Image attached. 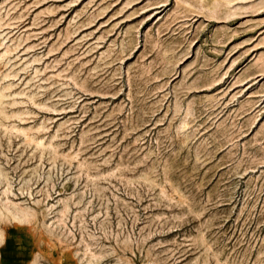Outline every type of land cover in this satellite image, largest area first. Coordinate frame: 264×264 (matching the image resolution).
Listing matches in <instances>:
<instances>
[{"label":"rangeland","instance_id":"obj_1","mask_svg":"<svg viewBox=\"0 0 264 264\" xmlns=\"http://www.w3.org/2000/svg\"><path fill=\"white\" fill-rule=\"evenodd\" d=\"M0 264H264V0H0Z\"/></svg>","mask_w":264,"mask_h":264}]
</instances>
